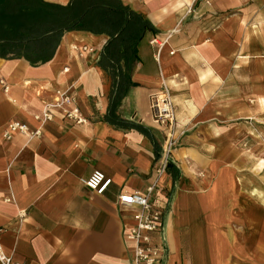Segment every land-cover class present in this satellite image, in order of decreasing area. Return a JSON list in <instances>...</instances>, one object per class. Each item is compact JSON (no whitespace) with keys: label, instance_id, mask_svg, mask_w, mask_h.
<instances>
[{"label":"crops","instance_id":"obj_1","mask_svg":"<svg viewBox=\"0 0 264 264\" xmlns=\"http://www.w3.org/2000/svg\"><path fill=\"white\" fill-rule=\"evenodd\" d=\"M121 2L154 29L136 43L131 85L115 112L145 127L154 143L105 118L112 77L97 61L106 33L65 31L53 56L36 64L0 56L4 253L21 264H131L123 233L134 210L117 205L115 197L119 190H144L155 179L167 131L152 117L149 96L163 87L175 106L178 141L153 198L163 212L165 263L264 264V158L252 161L224 128L208 122L263 116L264 0H240L235 13L232 0ZM216 10L223 11L221 24L205 28ZM169 33L161 47L150 43ZM82 45L92 51L77 55L73 47ZM57 88L75 94L87 123L69 124L58 115L44 123L34 119ZM250 95L256 96L253 106ZM12 120L39 125L41 134L6 139ZM95 169L112 178L104 194L83 182ZM4 196L12 200L4 202ZM21 209L27 214L18 222Z\"/></svg>","mask_w":264,"mask_h":264},{"label":"trees","instance_id":"obj_2","mask_svg":"<svg viewBox=\"0 0 264 264\" xmlns=\"http://www.w3.org/2000/svg\"><path fill=\"white\" fill-rule=\"evenodd\" d=\"M150 21L121 0H68L66 4L45 0H0V56L25 57L31 64L50 59L62 34L69 30L106 33L98 64L112 77L105 118L128 125L154 139L142 125L126 122L115 112L131 85L130 70L137 58L135 46ZM123 61V66H121ZM171 161L167 170L171 169Z\"/></svg>","mask_w":264,"mask_h":264},{"label":"built area","instance_id":"obj_3","mask_svg":"<svg viewBox=\"0 0 264 264\" xmlns=\"http://www.w3.org/2000/svg\"><path fill=\"white\" fill-rule=\"evenodd\" d=\"M170 33L164 40H158L154 37L150 43H155L161 47ZM77 55L82 56L85 52L92 51L87 45L74 46ZM64 72L68 67L62 69ZM3 89H7V85L2 82ZM150 109L152 117L159 124L166 128V145L161 160L153 169L155 179L150 182L144 190L124 191L119 190L115 197V203L125 208H132V223L127 225L124 230V237L130 244L131 264H166L165 263V244L163 232V212L162 209L155 205L153 198L155 194H159L162 190L158 183L160 175L165 170L170 160L171 149L175 143L174 130L177 125L175 114V106L171 99V95L167 90L161 87L149 96ZM56 115L69 124L87 123V118L81 113L77 97L70 89H55L49 100L43 103L42 110L33 115L34 119L40 123L51 121ZM14 133L26 136L28 139L37 137L41 134L39 125L31 127L24 121L12 120L7 123L4 128L3 136L8 139ZM84 184L96 194H104L113 184L112 178L107 176L103 171L95 169L84 180ZM4 202L12 200L11 196L1 197ZM26 209L17 211L18 222L25 219ZM6 230V227L0 226V236ZM0 264H21L5 254L0 245Z\"/></svg>","mask_w":264,"mask_h":264},{"label":"rangeland","instance_id":"obj_4","mask_svg":"<svg viewBox=\"0 0 264 264\" xmlns=\"http://www.w3.org/2000/svg\"><path fill=\"white\" fill-rule=\"evenodd\" d=\"M232 3H233L232 6L233 10L231 12L232 13L238 12L239 11L238 8L240 7L239 5L240 0H232ZM215 16H217V18L215 17L214 20L210 19L209 21L204 22L203 26L205 28H212L214 26H218L219 24H221V21L219 20L223 17V11L216 10ZM260 27L264 31V22L260 23ZM255 102H256V96L250 95L248 97V103L253 106ZM253 113H255V111ZM263 116H264V112H263ZM263 116L256 118L254 115L253 117L249 116L247 118H241L237 120L235 119L230 120L228 119V117H224V116H216L213 118H209L208 122L215 126H220L222 129L224 128L222 131L224 130L227 131L226 133L231 139V141L235 145L244 148L247 157L255 162L256 159L264 158V117ZM177 143H178L177 138H175V143L173 147H176ZM260 172L262 174L261 178L264 183V169H260Z\"/></svg>","mask_w":264,"mask_h":264}]
</instances>
